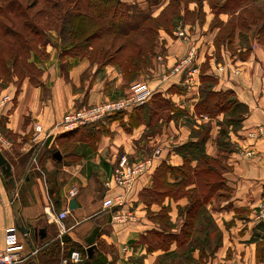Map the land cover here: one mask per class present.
Returning <instances> with one entry per match:
<instances>
[{"label":"crops","instance_id":"1","mask_svg":"<svg viewBox=\"0 0 264 264\" xmlns=\"http://www.w3.org/2000/svg\"><path fill=\"white\" fill-rule=\"evenodd\" d=\"M205 11V21L195 26L205 34L200 41L180 42L161 29L160 39L166 44H157L155 55L134 77H126L119 64H100L82 55H62L49 44L46 58L35 54L31 57L41 70L39 84L26 77L19 90L14 85L0 90V103L4 94L13 97L0 105V116L6 117L5 128L16 136L13 140L4 135L8 144L1 149L12 165L15 184L0 167V250L21 253L24 259L19 264H72L70 255L74 250L80 251L78 246L86 251L93 246V255L87 251L82 261L73 264L98 254L107 257V264H162L166 252L187 246L192 264H264V257L258 259L259 244L264 241V216L259 215L264 205V136L247 137L250 128L264 124V44H253L242 58H230L225 47L223 57L218 56L214 44H206L212 37L206 29L215 13L209 6ZM218 15L223 22L230 17L224 11ZM192 47L198 52V71L191 77L189 69L174 67ZM219 63H226V69L218 70ZM206 75L215 78L214 91H232L238 101L249 107L238 129L230 128V147L225 150L218 136L224 112L212 115L198 110L199 82ZM140 80L146 81L153 96L162 97L163 103L153 97L106 118L102 123L109 131L100 135L94 147L89 148L87 140H78L80 148L65 150L66 142L78 130L57 133L46 146L33 140L35 124L50 128L74 108L125 96L130 84ZM177 110L181 114L176 115ZM99 126L100 123L96 125ZM196 141L202 142L204 154L223 159L219 175L212 177L214 190L203 200L205 212L201 218L208 217L209 228L201 231L197 224L185 244L173 238L164 247L151 248L142 238L152 231L178 235L192 201L188 195L180 197L175 193H167L161 200H145L144 191L155 184L162 163L169 166V184H183L185 191L195 189L198 159L189 150L182 154L179 146ZM15 144L20 147L14 148ZM36 147L40 148L37 164ZM247 148H253L254 154L248 155ZM156 149L162 150L156 167L135 181L122 205L105 207V197L122 191L105 184L117 159L122 155L130 159L151 156ZM57 150L60 159L54 156ZM184 165L187 168L179 169ZM184 170L194 173V177H185ZM175 172L181 175L178 177ZM71 199L76 202L72 209ZM49 209L53 213L67 210L68 215L58 220L49 214ZM162 210H167L170 230L163 229ZM114 215H122L123 219H114ZM11 227L17 229L14 244L7 242ZM65 236L73 242L71 252Z\"/></svg>","mask_w":264,"mask_h":264},{"label":"trees","instance_id":"2","mask_svg":"<svg viewBox=\"0 0 264 264\" xmlns=\"http://www.w3.org/2000/svg\"><path fill=\"white\" fill-rule=\"evenodd\" d=\"M168 1L169 3L158 16L144 14L136 21L134 13L131 15L125 14L129 10L126 2L122 0H26V3H24V0L23 2L21 0H0V82L10 80V70L12 68V73H15L19 79L17 83L18 90L21 82L26 77H30L32 82L39 84L41 70L31 60V57L32 54H36L40 48L45 47L50 42L52 31L58 32L63 44H72L74 47L77 45L83 46L86 54L94 53L95 46L92 44H96L98 50H104L107 46L111 47L113 44L118 43V51H123V53L117 55L119 62L112 59L110 61L119 64L125 74L131 72V77H134L135 73L141 67L147 65L151 57L155 55L156 42L159 37L158 32L161 29L172 34V30L179 26L181 20H184L185 26L188 24L186 19L190 12L187 10L188 3L186 0ZM260 1L225 0L220 4V12H228L227 10L231 11L233 9L230 12L233 16L232 19L228 20V24L224 27L228 35L234 34L236 30L245 28L260 18H264V9H261L258 5ZM181 3L185 5L184 11L180 9ZM230 7L231 9H229ZM131 19H134V24L128 22ZM126 50L128 52H125ZM82 56L89 57V55ZM92 61L97 62L95 59ZM202 79L207 85L200 89L199 112L209 113L210 108L217 109L215 112H224L223 104L219 100L212 103L211 98L225 91L213 90V85L216 83L213 76H202ZM0 87L3 88L2 84H0ZM228 92L234 96L232 91ZM153 94L150 99L154 97L159 104H162L163 98L157 95L153 96ZM234 99L236 103L233 111L243 108V111L241 110V114L237 117L240 123V120L249 112V107L235 97ZM122 112H114L100 121L120 115ZM5 118V116L0 118V130L5 136L12 139L13 133L4 126ZM230 119L232 121V118ZM100 121L80 126L77 129L80 130V128L88 125H97ZM48 141L49 139L44 143L45 146ZM222 144L220 143L221 146H223ZM179 148L182 154L189 150L198 159V169L195 170L194 175L197 178V187L186 192L192 201L190 206L186 208L187 218L184 228H187V230H183L182 227V231L173 237L163 232L152 231L150 236L142 238L148 242L151 248L155 246L164 247L173 238L180 244H185L192 229L197 224H199L201 231H207L209 228L210 221L208 217L201 218L205 212L203 200H207V196L214 190L215 183L212 181V177L215 174L219 175L222 166L221 160H215L204 154L201 141L188 142L179 146ZM164 166L167 169L169 167L166 163H162V167ZM185 168H187V165L179 169ZM186 170H184L185 177H194V173H187ZM158 174L159 171L156 175L155 184L159 182ZM146 191L144 192L146 193ZM150 196L153 197V194L150 193ZM184 211L181 210V212ZM63 239L66 242V247H68V252H71L73 242L67 236ZM201 243H203V240H201ZM259 245L258 259H261L264 257V241H261ZM184 248L178 251L166 252L162 264H192V255L188 250L189 248L187 246ZM78 249L84 259L87 255L86 249L81 246H78ZM107 263V257L98 254L92 258H86L80 264Z\"/></svg>","mask_w":264,"mask_h":264},{"label":"rangeland","instance_id":"3","mask_svg":"<svg viewBox=\"0 0 264 264\" xmlns=\"http://www.w3.org/2000/svg\"><path fill=\"white\" fill-rule=\"evenodd\" d=\"M21 1L23 2V0ZM122 1L126 2L127 9L129 10V11H126L127 13L125 14L131 15L132 13H134L136 16V19H135L136 21L139 20V18H141V16L144 14H152L154 16L160 9L162 10L169 3L168 0H161L159 2L157 0H126V1L122 0ZM224 1L225 0H186V2L188 3L187 10H189L190 12V14L188 15L186 19L188 23L186 27L188 28L189 37L179 38L176 34L180 26L182 27L185 26L184 20H181L179 26L176 29L172 30L171 35L175 37L177 41H180V42H188V43L191 42L192 44V42L200 41V36L205 35V34L204 32H202L203 29L198 30V28L197 27L195 28V26L197 23L202 24L205 21L206 19L205 7L207 8V6H209L211 10L215 13V15L212 18L208 29H206L207 31L211 33V36H212L211 39L209 38L210 40L207 41L206 44H214V48L216 50L215 53L218 56L223 57L222 48L225 47V49L228 50L227 54L231 56L230 58H233V57L242 58L249 53L248 51L250 48H252L253 44H259V43L264 44V18H260L258 21L254 23H250L245 28H240L236 30L235 33L232 35H228V32L226 31V28L224 27L226 26V24H228L229 21L223 22L218 15L220 12L219 6ZM24 3H26V0H24ZM258 5L259 7H261V9H264V0H261L260 2H258ZM180 9L184 11L185 5L181 3ZM229 9H231V7ZM232 10L233 9H231V11ZM227 11H228L227 13H229L230 15L228 20H231L233 17L230 13L231 11L230 10H227ZM128 22L130 24L135 23L134 19H131ZM158 33H159L158 35L159 37H158V41L156 42V44H166V42L160 39V32ZM204 42H205V39H203V43ZM49 44H53L54 46H56L57 52H59V54L89 55L91 61L95 59V61H97L98 63H104V62L110 61L111 59L119 62L117 55L120 54L121 52L123 53V51H120V52L118 51L119 44L117 43V44H113L111 47L107 46L104 50H98L96 47V44H92L95 46L94 53L86 54L85 48L83 46L77 45L74 47V45L72 44H63V41L60 38L58 32L52 31L50 33V42L45 47L43 46V48H40L39 51L35 55L42 59L46 58L49 55V51H48V48L50 47L48 46ZM125 52H128V50H126ZM111 57H115V58H111ZM10 71H11L10 80L0 82L3 88L11 86V85H14L17 87L18 85L17 84L19 82L18 77L16 76L15 73H12L13 72L12 68ZM125 75L126 77L130 78L131 72H128ZM140 81L146 82L144 80H140ZM201 81H202L201 83L199 82L200 89L207 85V83L203 79H201ZM3 88L0 87V90ZM211 100H212V103H214L216 100H219L223 104L222 108L224 109V117L222 120H220V124L218 128L219 129L218 136H219V142L223 143L222 148L225 150V148L227 149V147L228 148L230 147V142L227 139L230 128H232L233 130L238 129L240 123L238 122L237 117H239V115L243 111V108L241 107L239 108V110L233 111L236 100L234 99V96L228 91H225L224 93L220 95H214L211 98ZM215 111H217V109H214V108L209 109V113L212 115L215 114L214 113ZM179 114H181V111L177 110L176 115H179ZM230 118H232V121ZM77 130L78 131L75 134V137L71 141L66 142L65 150L72 151L77 148H80L79 144H77L78 140H87V143H86L87 146H89V148L94 147L96 144V140L99 139L100 135L102 133L109 131L108 127L105 124H103L101 121H100L99 127H96V125L94 126L88 125L84 128L83 127L80 128V130L79 129ZM15 137L16 136L13 135L12 139L14 140ZM13 147L17 149L20 146L15 144L13 145ZM22 160L26 162V157L22 158ZM221 165L223 166V159H221ZM166 170H167L166 166L162 167L159 170V174H158L159 182L156 183L157 185L153 184L152 187L146 191L144 195L145 200H151L152 198L156 200H161L164 197V195H166L167 193H175L176 195L180 197H184L187 195L186 194L187 191H185L183 184H180L178 186H172L171 184L167 182ZM175 175L179 177L181 174H179L178 172H175ZM24 191H26V189L23 190V192ZM150 193L153 194V197L150 196ZM22 194L23 193L21 190V193H20L21 197H22ZM161 216H163L162 217L163 229L170 230L169 228L170 226L167 224V219H166L167 210H162ZM183 230H187V228H184Z\"/></svg>","mask_w":264,"mask_h":264},{"label":"built area","instance_id":"4","mask_svg":"<svg viewBox=\"0 0 264 264\" xmlns=\"http://www.w3.org/2000/svg\"><path fill=\"white\" fill-rule=\"evenodd\" d=\"M179 38H188L189 33L187 27L180 26L176 32ZM198 58V52L196 47H192L188 54L183 57L178 65L175 67L177 70L185 68L188 70V74L192 77L197 71L196 60ZM226 63H219L218 70H225ZM238 72V71H236ZM153 94V89L143 81H136L129 86V90L125 96L118 99H109L104 102L92 104L89 106L74 108L64 114L63 118L50 128H44L41 124L34 125L33 140L37 143L44 144L51 136L60 132L72 131L80 126L96 123L105 117L118 111H125L134 106L140 105L148 101ZM13 100V97L9 94H4L1 97L0 105H4L7 102ZM2 117V116H0ZM264 136V124H258L247 131V137L251 139H258ZM8 144V139L4 136L0 130V149ZM36 149V148H35ZM40 148L38 147L34 154V162L37 164V156ZM162 150L156 149L151 156H144L139 159H130L127 155L120 156L113 171V174L109 180H106L105 184L108 188L118 187L122 191L113 194L112 196L105 197L103 205L105 207L120 206L126 200L127 192L132 188L135 181L143 176L145 173L156 167ZM248 155L254 154L253 148H247ZM39 168V167H38ZM50 215L56 216L58 220H62L68 215L67 210L60 211L58 213L50 212ZM260 217L264 216V205L262 206ZM114 219L122 220V215H114ZM17 229L15 227L8 228L7 230V242L8 244H14L17 242ZM24 259L23 255L18 251H10L8 249L0 250V264H19ZM70 260L73 262H80L83 260V255L80 251L74 250L71 252Z\"/></svg>","mask_w":264,"mask_h":264},{"label":"water","instance_id":"5","mask_svg":"<svg viewBox=\"0 0 264 264\" xmlns=\"http://www.w3.org/2000/svg\"><path fill=\"white\" fill-rule=\"evenodd\" d=\"M54 156L56 158H61V154H60V151L57 150L54 152ZM0 167L2 169V172L8 176V180L15 184V181H14V178L12 176V165L11 163L8 161V159L5 157L4 153L2 152V150L0 149ZM69 207L72 209L74 207H76V202H75V199H71L70 200V204H69ZM21 228L23 229V227L21 226ZM25 231V229H23ZM45 235V229H42L41 230V236L44 237ZM88 254L89 256H92L93 255V246H90L88 249Z\"/></svg>","mask_w":264,"mask_h":264}]
</instances>
